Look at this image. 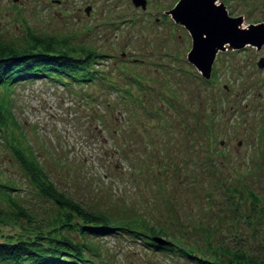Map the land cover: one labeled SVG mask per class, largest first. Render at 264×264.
I'll return each mask as SVG.
<instances>
[{
	"label": "rangeland",
	"instance_id": "1",
	"mask_svg": "<svg viewBox=\"0 0 264 264\" xmlns=\"http://www.w3.org/2000/svg\"><path fill=\"white\" fill-rule=\"evenodd\" d=\"M177 1L146 0L142 9L131 0H0L1 40L47 35L92 49L97 62L83 85L23 78L9 92L12 126H22L20 142L57 188L83 205L142 215L186 246L264 255V67L256 65L264 48L226 51L203 78L186 60L185 29L167 13ZM218 1L244 24L264 22V0ZM4 139L1 131L0 183L45 217L51 204ZM91 240L116 264H194L122 234Z\"/></svg>",
	"mask_w": 264,
	"mask_h": 264
},
{
	"label": "trees",
	"instance_id": "2",
	"mask_svg": "<svg viewBox=\"0 0 264 264\" xmlns=\"http://www.w3.org/2000/svg\"><path fill=\"white\" fill-rule=\"evenodd\" d=\"M27 37L22 45L0 39V133L5 134L4 141L27 180L51 207L45 217L39 215L10 194V185L0 183V264H116L103 258L100 243L91 240L112 233L127 236L152 252L189 257L194 264H264V255H255L250 248H211L210 241L206 248H194L175 238L158 243L152 237L167 234L151 219L88 207L57 188L35 153L18 138L22 134L24 139V133L21 125L12 126L9 92L23 78L39 76L55 78L64 86L87 84L97 76L96 55L88 47L60 45L51 36L31 32ZM111 86L119 92V87ZM250 196L256 201L251 191Z\"/></svg>",
	"mask_w": 264,
	"mask_h": 264
},
{
	"label": "water",
	"instance_id": "3",
	"mask_svg": "<svg viewBox=\"0 0 264 264\" xmlns=\"http://www.w3.org/2000/svg\"><path fill=\"white\" fill-rule=\"evenodd\" d=\"M132 2L145 8V0ZM167 13L189 32L191 47L186 53V60L206 79L210 77L215 54L224 48V42L234 48L246 45L260 48L264 44V22L244 24L242 16H229L224 3L218 0H178ZM257 63L263 67L264 58ZM152 239L168 243L161 236Z\"/></svg>",
	"mask_w": 264,
	"mask_h": 264
},
{
	"label": "flooded vegetation",
	"instance_id": "4",
	"mask_svg": "<svg viewBox=\"0 0 264 264\" xmlns=\"http://www.w3.org/2000/svg\"><path fill=\"white\" fill-rule=\"evenodd\" d=\"M131 2H132V0H131ZM133 3V2H132ZM87 5V6H86ZM85 6V9H83V11H84V13L86 14V15H89L88 13H89V10H90V6L88 5V4H86ZM134 5V4H133ZM175 5V4H174ZM173 5V6H174ZM135 6V5H134ZM145 6H146V0H145ZM140 7V6H139ZM140 8H142V7H140ZM172 8V7H171ZM142 9H144V8H142ZM227 12H228V15L229 16H232L231 14H230V12L227 10ZM171 17V16H170ZM172 18V17H171ZM173 20V19H172ZM174 21V20H173ZM175 22V21H174ZM180 26H182L184 29H185V31H186V34H187V36H188V42L190 43V47H191V36H190V34H189V32L186 30V28L183 26V25H181V24H179ZM247 46V45H246ZM223 49H219V50H217V52H216V54H215V57H214V60H213V62H215V61H217L218 59H219V57H220V55L221 54H223L224 52H226V51H228L229 53H238L239 52V50L240 49H244V48H246L245 46L244 47H242V48H234V47H232V46H230V44L228 43V42H224V45H223ZM252 48H255V50L257 51V52H259L262 48H264V44L260 47V48H256V47H254V46H252ZM190 49V48H189ZM188 49V50H189ZM227 52V53H228ZM260 58H264V55H260L259 57H258V59L256 60V65L258 66V60L260 59ZM259 67V66H258ZM263 67H264V65H263ZM211 69H212V67H211ZM210 75H211V73H210ZM212 76H214V74H212L211 75V77ZM223 87H224V89H227V85L226 84H224L223 85ZM220 106H222L221 104H219Z\"/></svg>",
	"mask_w": 264,
	"mask_h": 264
}]
</instances>
